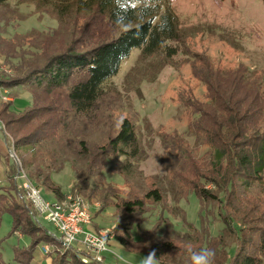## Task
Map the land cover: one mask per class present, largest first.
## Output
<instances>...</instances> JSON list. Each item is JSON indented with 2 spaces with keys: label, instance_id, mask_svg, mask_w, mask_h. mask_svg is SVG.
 I'll use <instances>...</instances> for the list:
<instances>
[{
  "label": "trees",
  "instance_id": "obj_1",
  "mask_svg": "<svg viewBox=\"0 0 264 264\" xmlns=\"http://www.w3.org/2000/svg\"><path fill=\"white\" fill-rule=\"evenodd\" d=\"M11 1L0 0V7ZM30 1L50 6L59 21L72 11L83 13L90 16L86 21L90 25L65 47L50 51L43 61L34 58L26 61L25 67L18 64L11 74L0 70V88L24 87L31 96L30 104L19 112L12 103L0 110V127L8 145L19 157L27 179L51 192L52 200H63L69 194L55 179L66 163L75 174L71 192L80 195L90 190L93 181L101 187L102 183L95 180L97 168L103 169L118 157H123L120 173L127 180L126 171L141 154L132 120L123 117L117 132L96 150L89 148L79 125L81 118L92 116L107 95V84L133 52L139 51L142 58L163 52L166 59H172L185 45L171 0ZM195 56L200 58V67L193 64L192 75L205 84L207 95L204 101L189 95L180 96V101L190 115L187 133L207 145L209 155L204 162L194 159L190 163L189 172L196 182L189 183L186 193L196 196L201 211L205 204L213 203L221 215L219 233L204 238L207 248L217 247L230 264H264L262 93L255 80L249 82L238 67L221 69L207 56ZM18 174L19 167L11 162L5 172L6 183L0 185V222L2 215L9 213L11 233L19 231L31 239L26 248H21L22 256L15 253L16 260L21 264L31 262L34 249L42 243L49 246L45 256L51 257V264H105L89 253H79L73 245H63L58 235L43 227L27 191L17 184ZM87 196L91 201L92 196ZM164 198L165 191L154 185L143 198L119 200L114 194L109 202V196L103 195L102 204L114 208L113 230L124 248L147 257L154 254L162 264H182V256L178 261L173 256V241L162 238L168 223L175 228L170 217H159L153 229L143 226L148 220L145 200L159 205ZM142 217L143 224L139 221ZM93 227L100 228L97 223ZM25 254L29 261L23 259Z\"/></svg>",
  "mask_w": 264,
  "mask_h": 264
},
{
  "label": "rangeland",
  "instance_id": "obj_2",
  "mask_svg": "<svg viewBox=\"0 0 264 264\" xmlns=\"http://www.w3.org/2000/svg\"><path fill=\"white\" fill-rule=\"evenodd\" d=\"M171 4L185 45L180 46V51L172 59H166L163 52L145 58L139 51L133 52L123 62L119 74L107 84V95L93 110L92 116L83 117L80 121V134L86 138L89 148L96 150L108 136L117 132L123 117L132 120L141 154L126 171L127 180L120 173L123 157L106 166L102 163L103 169L98 167L95 176L102 186L93 181L90 190L82 195L71 192L75 174L70 163L55 174V179L69 193L68 196L80 198L92 219L97 216L84 229L104 236L105 264H162L156 259L147 262L145 253L124 248L116 240L113 230L116 219L111 217V213L114 208L102 204L103 195L109 196V202L114 194L119 195V200L143 198L154 185L165 191V198L159 205L145 200L148 220L144 228L153 229L159 217L168 216L175 228L168 223L162 238L173 241L176 261L182 256V264H191L189 259L193 252L211 249L215 254L214 264H230L224 260L221 250L212 246L207 248L204 244L205 236L217 235L223 226L217 206L205 204L201 211L196 196L186 193L189 183L196 182L189 172L190 163L194 159L206 161L209 148L187 133L190 115L181 104L180 96L205 100L207 88L192 75L191 70L193 64L200 67V58L195 55H205L215 67H238L245 71L249 82L255 80L262 93L264 108V0H171ZM89 19L90 16L72 11L59 21L50 6L30 0H13L1 6L0 70L11 74L18 64L25 67V62L34 58L43 61L50 51H57L71 39L78 38L90 25L86 22ZM244 84L249 85L246 81ZM30 99V93L24 87L0 88V110L6 103H12L15 111L19 112L30 104ZM10 148L12 145H8L0 127V185L6 183L5 172L11 162L17 164L22 175L25 174L19 157L14 152L11 154ZM39 187L42 195L52 200L53 194L41 185ZM139 221L143 224V217ZM40 223L49 232L58 234L53 223L43 217H40ZM93 223L100 228H94ZM11 230V215L4 213L0 222V264H21L15 253L22 256L21 248H26L31 242L30 237L19 231L11 233ZM135 237L134 240L139 241V236ZM42 246V243L36 246L32 261L25 264H51V257L45 256ZM78 252L91 254L87 249ZM26 255L23 259L27 261Z\"/></svg>",
  "mask_w": 264,
  "mask_h": 264
},
{
  "label": "built area",
  "instance_id": "obj_3",
  "mask_svg": "<svg viewBox=\"0 0 264 264\" xmlns=\"http://www.w3.org/2000/svg\"><path fill=\"white\" fill-rule=\"evenodd\" d=\"M12 150L13 148L10 149L11 154L14 152ZM16 180L17 184L27 191L26 196L32 200L39 215L54 224L63 245H73L77 251L87 249L95 260L103 262L106 241L101 234L84 229L86 225L91 224V214L80 198L67 196L63 200L46 199L41 190L33 185L25 174L22 175L20 168ZM49 250L48 245L42 246L44 254Z\"/></svg>",
  "mask_w": 264,
  "mask_h": 264
},
{
  "label": "clouds",
  "instance_id": "obj_4",
  "mask_svg": "<svg viewBox=\"0 0 264 264\" xmlns=\"http://www.w3.org/2000/svg\"><path fill=\"white\" fill-rule=\"evenodd\" d=\"M214 251L211 249L193 252L191 254V264H214ZM147 262L154 261V254L145 258Z\"/></svg>",
  "mask_w": 264,
  "mask_h": 264
},
{
  "label": "crops",
  "instance_id": "obj_5",
  "mask_svg": "<svg viewBox=\"0 0 264 264\" xmlns=\"http://www.w3.org/2000/svg\"><path fill=\"white\" fill-rule=\"evenodd\" d=\"M58 233V232H57ZM58 236H59V233L57 234ZM112 263H114V262H112ZM112 263H110V264H112Z\"/></svg>",
  "mask_w": 264,
  "mask_h": 264
}]
</instances>
